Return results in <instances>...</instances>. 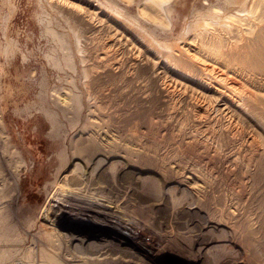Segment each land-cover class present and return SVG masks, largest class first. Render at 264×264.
Returning <instances> with one entry per match:
<instances>
[{"label": "rangeland", "instance_id": "rangeland-1", "mask_svg": "<svg viewBox=\"0 0 264 264\" xmlns=\"http://www.w3.org/2000/svg\"><path fill=\"white\" fill-rule=\"evenodd\" d=\"M223 1L0 0V132L3 130V138L6 135L10 158L24 159L21 162L25 165L19 177L21 191L13 189L5 171L0 170V178L11 183L0 179V202L4 201L0 209V264H120L123 260L129 264H246L245 260L228 263L223 255L246 250L249 258L253 251L264 248V108L244 113L228 104L226 107L221 103H226L224 97L213 89L211 75L204 77L198 64L190 66L180 53V48L188 47L196 28L204 22L217 23L219 11L236 10L237 0ZM166 5L172 8L171 20L163 12ZM185 74L190 79H185ZM89 113L102 117L104 125L121 136L139 134L141 143L155 149L163 166L182 160L198 162L202 168L208 162L220 172L227 168L226 180H217L206 204L222 215V225L206 227L203 220L208 219V210L180 206L157 174L132 168L103 176L115 183L122 180L112 186L114 193L104 190L107 200L97 198L103 192L91 197L92 180L87 173L80 187L84 186L83 197L88 201L80 204L92 208L96 204V211L88 209L107 223L108 229L118 226L107 214L115 216L120 231L141 249L99 236L87 225L61 224L50 211L48 195L76 204L71 197L75 186L65 185L70 177L63 181L61 176L57 191L49 194L46 183L53 179L58 153L68 146L70 136ZM209 129L219 132L215 138L206 137ZM257 151L250 164L252 178L247 181L244 204L241 202L233 218L225 211L233 202L232 182L239 173L226 159L238 153L235 163L239 166ZM15 152L21 156L16 157ZM246 215L251 233L243 225ZM257 258L264 264L263 253Z\"/></svg>", "mask_w": 264, "mask_h": 264}, {"label": "bare ground", "instance_id": "bare-ground-1", "mask_svg": "<svg viewBox=\"0 0 264 264\" xmlns=\"http://www.w3.org/2000/svg\"><path fill=\"white\" fill-rule=\"evenodd\" d=\"M221 1H223V0H221ZM229 1H230L229 3H231V0H229ZM223 2H226V0H224ZM234 4H236L235 1H234ZM230 6H232V5H230ZM164 8H166L165 11L163 10V12H165V15L168 17L169 16L171 17V15H172L171 9L172 8L171 7H170L171 9L168 8L167 5ZM164 8H162V9H164ZM203 8H205V7H203ZM208 9L210 11H212V13H213L214 9L211 10L210 7ZM208 9H207V13L209 11ZM235 9H234L235 11L233 13H226L224 10H222L223 12L221 13V11L218 10L221 15L218 14L216 11L217 15H219L218 22L217 21H216L217 23L214 22L215 23L214 25H213V22H210V21L204 22L202 24V26L200 25V27H199L200 29L196 28L198 31L197 30H196L197 32L194 31L195 33L193 34V36L190 39H188L189 41L187 40L188 41L187 44L185 43L186 47L187 46L188 47L186 49H184L185 48L184 47L183 48L184 50H182V48H180L181 52H180V49L178 51L181 53V55H182L181 57L186 58V61L188 62V64L190 66H195L198 64V67L200 68V71L202 72V74H204L203 75L204 77L206 76L205 74H207L209 76L211 75L212 79L210 78V80H213L215 83V87H213V89H215V91H218L219 95L224 97V99H225L226 103H224V100L220 99L222 101L221 103H223L225 106H226V104H228L230 107H233L236 110H239L242 112H244L247 109H250L252 112L253 111L257 112L258 110H262V108H264V0H239V1L237 0V7ZM214 12H215V10H214ZM170 17H169V20H171L173 18V16L171 19H170ZM206 23H210V24H206ZM203 25H205V26L203 27ZM207 25L208 26L210 25V26L208 27ZM170 29H171V27H170ZM199 64H200V66H199ZM166 65H167V63H166ZM208 66H210V67L208 68ZM176 70H178V69H176ZM171 72H174V70H171ZM175 72H177V71H175ZM181 74H184V73H181ZM186 74L183 77L187 80L190 79L189 76H186ZM192 77H194V76H192ZM206 77H208V76H206ZM198 80H201V79H198ZM204 81H206V80H204ZM195 82H196V80H195ZM197 82H196V85H197ZM207 83H208V81H207ZM200 84H202V83H200ZM243 84L248 85L251 90H248L246 88L244 89ZM205 85L207 86V84H205ZM205 85H203V86L205 87ZM212 86H213V84H212ZM209 87H210V85H209ZM217 97H219V96H217ZM229 110H231V109H229ZM232 111H235V110H231V112ZM228 113H229V111H228ZM223 115H224V113H223ZM67 118H65V119H67ZM74 118L76 120V117H73V119L72 118L71 119L75 123ZM68 119L70 120V118H68ZM77 119H79V117ZM218 120H219V117H218ZM79 121H80V119H79ZM199 121H200V119H199ZM203 121H205V120H203ZM207 121H209V120H207ZM210 121H213L212 117H211ZM77 122H78V120L76 121V123ZM54 123L56 124V121H54ZM57 123H59V122H57ZM70 123H71V121H70ZM71 124H72L71 126H74L73 123H71ZM60 126H58V128H60ZM217 126H218V124H217ZM4 127H5V125L3 126V128ZM55 127H57V126H55ZM196 127H198V126H196ZM208 127L209 126H207L205 124L206 130ZM225 127L226 126H224V128ZM210 128H212V127H210ZM227 129H228V127H227ZM114 130H115V132L112 131L107 125H104V119H102V117H96L94 114H90L88 117L85 118V120L82 123H80V125L75 130L74 134L72 133V136H70V139H69L68 146L64 147V149H62L63 148V146H62V148H61L62 152L60 150H59L60 151L59 153H58V151L56 152V154L57 153L59 154V159H57V161L59 160L58 166L55 169L54 174H52L53 175L52 181L49 183L47 182L46 187L48 186L50 188L49 192H50V190H51V192L49 194H52L55 191H57V182H58V179L61 178V176L64 177L63 181L65 180V178L70 177L67 184H66V182H64V183H65V185L70 184L69 186H71V187L75 186V188L71 191L74 193V194H71V197L76 199V200H72L73 202H76V204L65 203V202H62V200L56 201L58 195H55V197L52 198L53 194L52 195L47 194L48 195L47 201H48V205L50 207V211L52 212L53 215L56 216L57 220L61 224L67 223V225H69L71 227H79L80 225L81 226L87 225V227H89L90 229H93L95 232L100 234L99 236H108V237H111L112 240H116L120 244L126 243V244H130L131 246H133L137 249H141L140 248L141 246L138 243L130 240V237H128L127 235L123 234V232L120 231L122 228H121L120 223L119 222L117 223V221H116L117 218H115V216L110 215L109 213L107 214V216H112L111 217L113 219L112 223L114 222L113 225L118 226L117 229H115L114 227L111 229H108V224L106 223V225H105L104 221L100 220L98 217L96 218L94 216L95 212H93L91 210V209H93L94 211H96L99 208L96 206V204H94V203L92 204L93 208L88 206V205H85V204L84 205L80 204V201H83V200L88 201V199L85 200V198H87V197H85V198L83 197V196H85V192H86L85 189H83L84 186L82 188L80 187L81 185L84 184L83 178L85 177V175L87 173H89V175L91 176V180H92V181L89 180V182L91 181V185H90L91 188H89V194L91 195V197H95L99 193L103 192L102 194H99V196H97V198L101 199V200H103V199L107 200V197L104 195V190H107L109 193L113 192L112 186L115 184H118L119 182H122V180L120 181V179L119 180L115 179L116 180V183H115V181L113 179H108L109 176H106L107 178L105 177L106 178L105 180H104L103 176H105L106 174L108 175L109 172H111V171H117L120 174L123 172L124 169L132 168L135 170L137 169V170L148 171V172H153V173L157 174L161 178L163 185L166 187L167 193L174 194L175 200L180 206H183V207H186L189 209L195 208V209H198L199 211H201L200 208L204 209V211L208 210L209 217H208V219H206L207 221L203 220L204 224L207 225L206 227H208L209 224H214L213 226L222 225V223H221L223 221L222 215H219L216 210H214V211L211 210V208L206 206V204L212 198V194L215 191L214 189L216 186V182H218L217 180H219V179L221 181L226 180L227 168L225 169V171L223 170V172H220L219 169H218L219 171H216L212 165H210L208 162H204L202 159H201V161H203L205 163L204 168L200 167L198 162H194V163L189 164V163H184L182 160H180V161L178 160L179 161L178 163H173V164L172 163L169 164L170 162L169 163L167 162V164L164 163L165 165L163 166L161 163H158L159 161H158L157 156L155 154V152H156V151H154L155 149L152 150V149L148 148L149 146L147 147V145L145 146V144L141 143V139L139 137V134H137V133L130 134L129 133V135L127 134L128 136H126V135L121 136L120 134H118L119 131H118V133H116V129H114ZM196 130L198 132L199 129H196ZM203 130H204V128H203ZM229 131H230V129H229ZM2 132H3V130H2ZM2 132H0V170L3 169L5 171V174H7V176H8L7 180L8 181L11 180V183L14 186L13 189H15L16 191H21L20 187H19L20 186L19 185V183H20L19 177H20L22 170L25 167V165L21 162V161H24V159L21 161H20V159H19V161H15V159L12 156H11L12 159L10 158V154L9 153H8L9 155L7 154L8 150L6 149V143H7V141L5 140L6 135L3 134V135H5V137L3 138L2 134H1ZM142 132H141V134H142ZM199 132H200V130H199ZM231 132H233V131L231 130ZM145 133H146V131H145ZM216 133H219V132L214 131L212 129L211 130L209 129V132H207L206 137L209 138V136H211V138L212 137L215 138L214 134H216ZM209 134H211V135H209ZM230 134L231 133H229V135ZM225 135H227V134L225 133ZM206 137L204 136V138H206ZM217 137L219 138V136H217ZM187 138H188V136H187ZM193 138H194V136H193ZM218 138H217V140H218ZM7 139H8V137H7ZM10 139H11V137H10ZM62 139H64V138H62ZM185 140H186V138H185ZM226 140H228V138ZM145 142H146V140H145ZM190 142H192V141H190ZM189 143H188V145H190ZM218 143L220 145V142H218ZM218 143H217V145H218ZM230 144H232V143H230ZM150 147H152V146H150ZM11 150L13 152L12 148H11ZM14 151H16V150H14ZM213 151H215V149ZM231 151L233 152V149ZM12 152H11V154H12ZM224 152L227 153V151H225V150H224ZM16 153H18V152H15L13 154L17 155L16 157L19 158L20 154L18 155ZM211 153H209V155ZM215 153L216 152H214V154ZM226 153H225V155H226ZM257 154H258V151L256 152V154H254V156H251L250 158L243 160V162L239 166H237V163H235V159H236L238 153H236V155H234V154L232 156L230 155L229 158H227V159L225 157L227 163H229L230 166H234L236 169H238L237 171L239 173V175L237 174L236 178L233 176V178H235L234 180L232 178V180H233L232 185L234 187L233 191H232V196H234V199H233V202H231V205L226 207L225 213L227 215H232V217H233V215L235 213H237V211H240L239 206L241 205V202L244 204V197H245L244 195H245V191H246V187H247V181L251 177V173H252V171L250 169V164L254 163V160L257 158ZM55 156L57 157V155H55ZM160 157H162V156H160ZM211 157H212V155H211ZM12 160H14V162H12ZM163 160L165 162V159H162V161ZM169 160L171 161V158ZM20 163H22V165ZM231 171H232V169H231ZM234 171L235 170H233L231 173H234ZM128 173H129V171H128ZM138 173H140V172H138ZM243 173H245V174H243ZM2 174H4V173H2ZM123 174L125 175L126 173H123ZM136 175H135V177H136ZM223 176H225L224 179H223ZM0 177H1V174H0ZM2 178L4 179L3 176H2ZM2 178H0V179H2ZM122 179H124V177ZM3 181H6V177H5V180H3ZM3 181H1V182H3ZM8 181H6V182H8ZM157 181H155V182H157ZM9 183L10 182H8L6 184H9ZM138 183H139V181H138ZM139 184H141V183H139ZM2 186L4 187V185H2ZM121 188H122V186H121ZM64 190H66V189H64ZM153 190L154 189H152L151 191H153ZM68 192H70V191H68ZM18 194H16V195H18ZM65 194H68V193H65ZM10 195H12V194H10ZM77 195L79 196V198L75 197ZM118 195L119 194H117V196ZM144 196H146V195H144ZM144 196H143V198H144ZM113 197H114V195H113ZM123 197H125V196H123ZM146 197H148V196H146ZM152 197H155V195ZM116 198H113V199H116ZM109 200H112L111 197ZM148 200H147V202H148ZM134 202H136V201H134ZM138 202H140V201H138ZM3 203H4V201H3ZM3 203L0 202V209L3 208V206H2ZM77 203H79V204H77ZM98 203H100V202H98ZM143 204H146V203H143ZM153 204H154V201H153ZM102 206H104V205H102ZM110 206H111V204H110ZM88 207L91 209H88ZM238 213L240 214L242 212H238ZM247 215L244 217L243 225H244L245 229L249 233H251L252 230H251L250 220L248 218L249 216H247ZM229 217H231V216H229ZM94 219H95V221H94ZM235 219H236V217H235ZM239 219H241V218H239ZM241 221H243V220H241ZM122 224H124V223H122ZM64 226H66V225H64ZM114 229L116 231L120 232V234H118L116 231H112ZM106 231H109L110 235H108ZM238 238H239V236H238ZM72 239L75 240L76 236H72ZM82 244H83V242H82ZM245 251L246 250H243V251L242 250L241 251L236 250V251H233L231 253H225V255H223V256H225L223 258V260L228 261V263L231 260H237V261L238 260L239 261L245 260L246 264H259L257 257L260 256L262 253L264 255V248H262L256 252L253 251L252 257H249V258L247 256H245ZM150 253L147 252L148 255H150ZM165 253H167L168 255L169 254L173 255L170 252H165ZM76 257L81 259L80 256H76ZM78 261H80V260H78ZM184 261L186 263L191 262L189 259H185ZM237 261H235V262H237ZM119 263L120 264H129L127 262H124V260L120 261ZM81 264H85V262L83 261V262H81Z\"/></svg>", "mask_w": 264, "mask_h": 264}]
</instances>
